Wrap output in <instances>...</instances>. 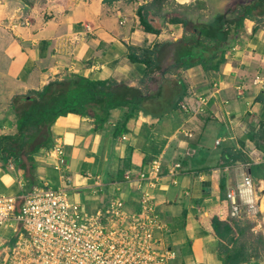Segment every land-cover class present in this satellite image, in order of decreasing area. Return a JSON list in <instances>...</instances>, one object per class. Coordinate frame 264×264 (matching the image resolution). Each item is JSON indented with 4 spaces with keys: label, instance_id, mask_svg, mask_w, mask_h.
Instances as JSON below:
<instances>
[{
    "label": "crops",
    "instance_id": "crops-1",
    "mask_svg": "<svg viewBox=\"0 0 264 264\" xmlns=\"http://www.w3.org/2000/svg\"><path fill=\"white\" fill-rule=\"evenodd\" d=\"M168 1L166 12L175 17L180 10L174 6L197 4L195 10L183 12L184 18L204 25L227 16L236 4L255 0ZM149 2L0 0V135L15 131L9 113L12 98L39 91L50 81L80 76L111 79L151 94L160 88V95L148 102L145 111H135L125 124L126 132L116 139L112 130L121 110L110 112L102 130H96L88 117H59L51 132L63 153L59 163L44 150L34 156L36 187H67L75 201L92 210L109 198L113 184L126 172L137 174L158 158L162 175L155 200L169 225L182 226L172 234L179 260L221 264L209 219H229L230 205L220 201V194H236L243 176L251 180L252 198L259 205L256 220L249 221L264 236V176L253 177L249 171L251 165H264L259 138L264 123V1L243 21L218 70L178 68L158 85L141 84L145 67L128 60L129 48L174 42L184 31L157 16L152 27L158 33L144 32L137 10ZM224 151L240 153L246 162L223 165ZM11 164L6 171L0 169V193L20 197L27 193L24 172ZM174 165L180 168L171 177L167 172ZM132 194L125 190L123 197L130 199ZM9 242L0 237V264L6 260Z\"/></svg>",
    "mask_w": 264,
    "mask_h": 264
},
{
    "label": "trees",
    "instance_id": "trees-1",
    "mask_svg": "<svg viewBox=\"0 0 264 264\" xmlns=\"http://www.w3.org/2000/svg\"><path fill=\"white\" fill-rule=\"evenodd\" d=\"M123 1L134 3L147 0H103L104 4ZM264 0L236 4L228 10L227 16L216 18L209 24H193L184 18L183 12L195 10L193 7L174 6L180 10V16H169L166 12L171 2L168 0H150L137 10L141 29L147 33H158L153 26V19L159 17L162 22L183 27V36L174 42L155 44L153 48H129L128 60L145 67L144 82L158 85L165 74L178 68L200 66L204 71H216L224 62L226 52L231 49L238 33L243 28V21L253 16L252 11ZM164 11L163 14L161 12ZM169 17V18H167ZM146 87H144L145 89ZM148 89V88H146ZM160 88L155 93H148L138 88L128 87L114 80H89L80 76H69L62 80L50 81L41 90L24 96H14L9 106V113L14 117V133L0 135V169L6 171L9 160L16 163L17 169L24 172L25 192L36 187L34 181V156L41 150L48 151L54 145L51 127L59 117L73 114L93 120L96 130H102L109 121L110 112L121 110L122 114L112 130L116 139L126 132L125 124L135 111H145L148 102L160 95ZM181 97H178V100ZM263 135L259 136L264 147V123L261 124ZM224 164L244 161L240 153L224 151ZM246 162V161H244ZM250 174L264 176V165L249 168ZM224 190L223 180L219 185ZM24 192V193H25ZM220 201L229 204L226 194H220ZM233 218L221 219L213 216L209 219L212 235L217 242L216 253L221 264H248L261 253L264 240L256 236L257 250L244 239L249 222ZM180 224L169 225L170 233L181 229Z\"/></svg>",
    "mask_w": 264,
    "mask_h": 264
},
{
    "label": "built area",
    "instance_id": "built-area-1",
    "mask_svg": "<svg viewBox=\"0 0 264 264\" xmlns=\"http://www.w3.org/2000/svg\"><path fill=\"white\" fill-rule=\"evenodd\" d=\"M62 153L54 143L46 156L59 163ZM179 168L167 173L175 177ZM161 175L158 158L137 174L126 172L92 210L75 201L67 187L43 185L20 197L0 193V233L7 231L11 238L4 264H182L167 242L169 224L155 200ZM125 190L133 193L130 199L123 197ZM236 191L226 193L230 217L256 219L259 205L249 177L243 176Z\"/></svg>",
    "mask_w": 264,
    "mask_h": 264
},
{
    "label": "rangeland",
    "instance_id": "rangeland-1",
    "mask_svg": "<svg viewBox=\"0 0 264 264\" xmlns=\"http://www.w3.org/2000/svg\"><path fill=\"white\" fill-rule=\"evenodd\" d=\"M11 163H12V160H9L8 168H12L13 167V165ZM21 186H22V184H21ZM85 206H86V209H89L86 204H85ZM247 222H249L250 224H249V228H247V230H246V232L244 234V239L246 238L248 240V242L252 244L251 248H252V252H253V250H257L256 247L258 245L257 242H256V236L261 235L263 240H264V236L262 235V233H260L259 231L255 230L254 225L249 220H246L245 223H247ZM255 222L256 221H254V223ZM172 234H173V232L170 235H168L167 242H168L169 246H171L176 251V253L178 254V252H177L178 250L176 249L178 246H176L175 243H173L174 237H172ZM0 237H3L5 239H7V240L11 239L7 231L1 232L0 233ZM10 245H11V242L8 243V247L9 248H10ZM180 254L181 253L179 252V256H180ZM254 259L255 260H253V262H258L259 261V262H263L264 263V246L261 248V253H260V250H259V254Z\"/></svg>",
    "mask_w": 264,
    "mask_h": 264
},
{
    "label": "water",
    "instance_id": "water-1",
    "mask_svg": "<svg viewBox=\"0 0 264 264\" xmlns=\"http://www.w3.org/2000/svg\"><path fill=\"white\" fill-rule=\"evenodd\" d=\"M207 185H208V184H207ZM208 191H209V189H208V188H206V189L204 188V192H208Z\"/></svg>",
    "mask_w": 264,
    "mask_h": 264
}]
</instances>
